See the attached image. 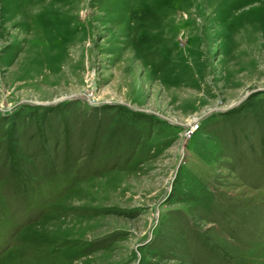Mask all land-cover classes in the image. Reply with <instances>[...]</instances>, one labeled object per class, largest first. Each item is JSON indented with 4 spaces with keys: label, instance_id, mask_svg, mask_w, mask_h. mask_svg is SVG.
<instances>
[{
    "label": "rangeland",
    "instance_id": "rangeland-1",
    "mask_svg": "<svg viewBox=\"0 0 264 264\" xmlns=\"http://www.w3.org/2000/svg\"><path fill=\"white\" fill-rule=\"evenodd\" d=\"M0 264H264V0H0Z\"/></svg>",
    "mask_w": 264,
    "mask_h": 264
},
{
    "label": "water",
    "instance_id": "water-1",
    "mask_svg": "<svg viewBox=\"0 0 264 264\" xmlns=\"http://www.w3.org/2000/svg\"><path fill=\"white\" fill-rule=\"evenodd\" d=\"M259 89H253L251 92H249L248 94H246V96L244 98H246L248 95H250L251 93H258ZM241 102V101H240Z\"/></svg>",
    "mask_w": 264,
    "mask_h": 264
}]
</instances>
